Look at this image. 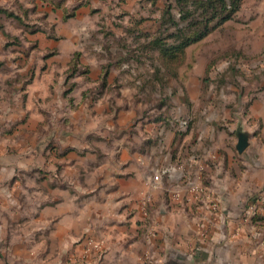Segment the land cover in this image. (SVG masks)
I'll return each mask as SVG.
<instances>
[{"label": "crops", "instance_id": "obj_1", "mask_svg": "<svg viewBox=\"0 0 264 264\" xmlns=\"http://www.w3.org/2000/svg\"><path fill=\"white\" fill-rule=\"evenodd\" d=\"M64 1L0 0V25L6 32L17 33L14 16L9 15L14 13L16 4L22 7L24 19L44 10L47 20L63 29L64 22L89 18L90 5L95 0H66L63 5ZM23 22L29 23L26 19ZM34 32H23L22 43L34 41L38 33L39 50L56 49L52 58L62 63L57 67L42 63L34 70L28 65L18 67L15 61L20 53L10 51L6 60L11 67L6 73L19 74L21 78L17 82L11 79L8 94L0 95L1 145L3 125L9 126L6 136L10 139L17 134L16 93L27 92L28 99L30 94L46 96L45 87L52 86L54 96L60 95L67 75L66 63L78 45L72 29H65L60 36ZM3 40L8 42L4 37L0 41ZM46 56L43 52L39 57L47 61ZM96 60L100 62L98 67H89L84 75L93 77L90 92L96 93L97 98L87 102L86 95L85 100L78 101L79 107L82 113L90 108L98 123L127 125V100L126 95H121L126 86L114 82L117 69L104 68L101 59ZM1 83L6 85L5 81ZM117 87H122L120 95L115 93ZM61 98L56 96L59 114L66 109L63 95ZM259 100L251 106V120L262 125L258 133L245 131L243 122L237 120L229 131L222 133L226 137L224 145L210 147L200 154H195L193 147L187 148L191 151L182 149L183 140L176 138L162 122L149 145L147 132L152 123H144L143 131L138 133L142 153L139 155H145L146 162L153 158L151 163L155 167H134L131 155L137 153L130 147L129 137L122 133L113 139L108 134L110 127L106 126V133L94 136H98L97 145L103 157L112 151L113 167H102L105 160L101 167H67L64 160L57 189L42 196L31 182H11L18 167L12 162V154L0 151V264L7 260L12 264H145L146 255L153 264H264V96ZM4 108H9L10 116L4 115L3 120ZM240 132L248 135V144L239 153L236 143ZM151 145L155 153L150 155L147 150ZM181 152L185 159L183 155L179 157ZM153 169L166 170L162 174L166 175L164 180L161 176L159 182L152 184ZM145 201L147 216L142 211ZM249 205H254L250 215L246 212ZM4 208H9L8 215L2 211ZM5 216L10 220L2 218ZM2 221L9 223V231ZM87 239L100 241L101 247L87 245Z\"/></svg>", "mask_w": 264, "mask_h": 264}, {"label": "rangeland", "instance_id": "obj_2", "mask_svg": "<svg viewBox=\"0 0 264 264\" xmlns=\"http://www.w3.org/2000/svg\"><path fill=\"white\" fill-rule=\"evenodd\" d=\"M90 8L89 18L85 16L80 20L64 22L62 25L65 28L61 29L47 20L44 10L26 16L29 23L25 24L24 14L20 13L22 7L15 4L11 14L17 33L6 32L0 25V40L4 37L8 41H0V83L6 82V85L0 84V95L3 97L9 92V81L21 78L19 74L10 76L6 73L11 67L10 61L6 60L11 50L20 53L15 61L18 67L28 65L34 70L38 64L46 66L50 62L47 67H57L62 63L52 58L56 49L43 51L48 60H41L39 56L43 52L38 48L37 39L40 34L36 31L60 36L65 29H72L78 42L66 63L67 75L60 95L54 96L52 86L45 87L46 96L30 94L28 99L27 92L16 93L19 98L15 114L17 134L13 140L10 139L6 136L10 128L3 125L0 144V151L7 152L9 156L12 154V162L18 167L11 182H31L34 190L42 196L48 190L57 189L64 160L67 167H101L100 163L104 160L106 163L102 167H113L115 157L111 155L112 151L103 157L97 145L98 136H94L95 133H106V126L110 127L108 134L113 139L122 133L129 137V145L136 149L138 155H131L134 167H155L151 163L153 158L146 162L145 155H139L142 153L138 133L143 131L144 123H152L147 132L151 140L149 145L157 135L158 123L162 122L161 125L170 129L176 138L183 140L182 149L193 147L195 154L224 145L226 137L222 133L229 131L237 120L243 122L245 131H254V134L260 131L262 125L251 120V106L254 100H261L264 96V0H243L235 17L221 24H217V16L204 37L185 47L183 55L174 58L161 55L159 50L145 44L151 37H163L165 40L170 34H179V30L187 37L194 30L190 28L191 22L202 19L201 9L188 5L189 15L182 18L175 0H95ZM76 26L77 31L74 29ZM33 30L35 40L22 43L20 36L23 32L30 34ZM23 37H26L25 34ZM168 50V46H164V51ZM95 57L101 59L102 67L117 69L114 82L119 81L120 85L126 86L124 93L120 92L122 87H117L115 93L126 95L124 103L128 108L124 116L130 117L127 125L120 122L113 126L98 123L90 108L82 113L79 107L81 98L85 100L88 95L89 102L97 96L90 92L92 76L84 75L89 67H98L100 62ZM30 61L33 62L31 65ZM194 69L196 74L193 75ZM62 95L66 109L59 114L56 96L62 99ZM4 111L3 120L4 115L10 116L9 108H4ZM182 121L187 122L185 130L179 125ZM237 127L242 128L241 125ZM112 143H107V146ZM151 146L147 150L150 155L155 153L154 145ZM182 152L179 157H182ZM150 172L153 176L155 169ZM165 176H162L163 180ZM25 207L23 204V211ZM2 211L6 215L10 213L9 208ZM2 218L9 219L6 216ZM2 224L10 230L9 223L7 225L2 221ZM3 264L12 263L7 260Z\"/></svg>", "mask_w": 264, "mask_h": 264}, {"label": "trees", "instance_id": "obj_3", "mask_svg": "<svg viewBox=\"0 0 264 264\" xmlns=\"http://www.w3.org/2000/svg\"><path fill=\"white\" fill-rule=\"evenodd\" d=\"M178 4L179 14H183L182 18H187L189 15L188 5L195 6L197 9H201V20H197L194 23L191 22L190 28L194 29L191 34L184 37L183 31H177L179 34H170L164 40L163 37H151L146 47L154 48L160 51L161 55L168 56L170 58L183 55L184 48L191 43L204 37L210 29L211 22L218 16L217 24H221L226 20L233 19L235 14L242 6L243 0H175ZM11 13H9L10 15ZM209 16V17H208ZM164 13L161 15L163 21ZM174 24V22H173ZM133 28V27H132ZM127 27V29H132ZM145 36H148L145 34ZM169 43L165 44L167 41ZM165 44V45H164ZM164 46H168V51H164Z\"/></svg>", "mask_w": 264, "mask_h": 264}, {"label": "built area", "instance_id": "obj_4", "mask_svg": "<svg viewBox=\"0 0 264 264\" xmlns=\"http://www.w3.org/2000/svg\"><path fill=\"white\" fill-rule=\"evenodd\" d=\"M179 125H180L182 130H185L187 127V122L186 121L179 122ZM165 172H166V170L156 171L152 177V184H156L157 182H159L161 180L162 174H164ZM253 210H254V205H249L246 209V212L250 215L253 213ZM142 211L145 214V216L148 215L147 208H146V201L144 203H142ZM87 245H92L93 247L99 249L101 247V242L100 241L99 242H95V241L93 242L91 239H87ZM144 263L145 264H153V261L151 258L148 257V255H146L144 257Z\"/></svg>", "mask_w": 264, "mask_h": 264}, {"label": "water", "instance_id": "obj_5", "mask_svg": "<svg viewBox=\"0 0 264 264\" xmlns=\"http://www.w3.org/2000/svg\"><path fill=\"white\" fill-rule=\"evenodd\" d=\"M248 144V135L245 132L238 133L236 150L242 152Z\"/></svg>", "mask_w": 264, "mask_h": 264}]
</instances>
